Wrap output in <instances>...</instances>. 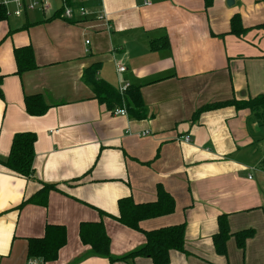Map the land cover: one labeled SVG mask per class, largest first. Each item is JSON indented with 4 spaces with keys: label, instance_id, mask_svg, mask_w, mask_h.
<instances>
[{
    "label": "crops",
    "instance_id": "0c3cea01",
    "mask_svg": "<svg viewBox=\"0 0 264 264\" xmlns=\"http://www.w3.org/2000/svg\"><path fill=\"white\" fill-rule=\"evenodd\" d=\"M69 2L88 16L65 19L63 0L14 15L10 1L0 20V264H153L93 253L78 232L81 223L103 224L114 258L141 247L143 234L111 216L120 198L154 201L158 185L174 210L140 225L184 224L185 251H171L168 264H264V123L233 106L194 115L204 104L264 94V0ZM101 9L109 30L95 18ZM235 13L248 28L239 37L228 33ZM159 38L168 45L151 49ZM27 45L36 66L17 74L13 50ZM94 79L120 94L138 85L145 116L124 104L126 115L112 114L95 97ZM31 94L48 105L43 114L26 112ZM18 132L36 135L30 176L4 165ZM43 183L54 189L29 201ZM221 215L232 234L253 230L243 248L230 235L226 252L216 253ZM48 224L66 229L56 257L28 256V240Z\"/></svg>",
    "mask_w": 264,
    "mask_h": 264
},
{
    "label": "trees",
    "instance_id": "16d2710c",
    "mask_svg": "<svg viewBox=\"0 0 264 264\" xmlns=\"http://www.w3.org/2000/svg\"><path fill=\"white\" fill-rule=\"evenodd\" d=\"M66 1L68 5H71L69 0ZM203 1L205 7H208L213 0ZM72 6L78 5L74 4ZM5 17V7L4 5H0V20L5 19ZM229 26L228 33L237 37L243 35L248 29L242 25L240 15L237 13L233 14L230 18ZM258 26H264V23ZM161 40V38L150 40V48H163L168 45L167 42L161 43ZM13 52L16 65L15 72L17 74L36 66L33 49L30 45L16 47ZM93 73L94 71L91 69L92 76L94 75ZM1 82L2 76L0 75V98L3 97ZM92 89L95 97L100 102L105 103L110 109L120 107L124 104L127 111L133 117L143 118L146 114L138 85H128L122 91L123 94H120L117 89L108 85L106 82L94 79ZM24 106L26 112L30 115H41L48 108L41 94L24 95ZM223 106H233L236 109L247 108L259 122L264 123V94H257L247 98L231 97L225 101L204 104L196 109L194 115L196 116L204 110ZM35 140L36 135L32 132L15 133L11 140L7 160L4 162L5 167L16 174L30 176L33 170L32 161ZM50 189H54V186L43 183L39 191L29 201H41L42 199L39 197H42V195L45 196ZM174 207L175 204L172 195L160 185L157 186L156 198L152 202L138 203L130 196L120 198L118 200V212L111 217L126 227L140 231L144 236V242L141 247L121 257L114 258L110 256V238L103 224L100 222L81 223L78 232L79 237L84 244L90 246L93 253L107 255L111 260H122L127 257L141 255L149 257L153 264H168L171 251H185L184 224H172L146 229L142 228L140 223L149 218L169 214L174 210ZM252 231V229H245L232 234L227 225L226 215L219 216L218 230L212 236L216 253L224 254L226 252V241L230 235H234L236 245L239 248H243L245 240L253 235ZM65 238L66 229L64 226L48 224L45 226L42 237L28 240V256L41 257L44 260L54 259L58 249L64 244Z\"/></svg>",
    "mask_w": 264,
    "mask_h": 264
},
{
    "label": "built area",
    "instance_id": "2783aa9c",
    "mask_svg": "<svg viewBox=\"0 0 264 264\" xmlns=\"http://www.w3.org/2000/svg\"><path fill=\"white\" fill-rule=\"evenodd\" d=\"M13 2L17 6V9L14 10V15H19L22 11L27 9H39V10H45L48 8V0H3L2 4L5 6L8 2ZM99 2L100 0H96ZM8 15L9 13L6 12ZM79 15L80 18H86L88 16V11L83 6H79L78 8L73 7L71 5H68L66 3V0H63V6H62V16L66 19H75V16ZM98 21L102 22L104 29L109 30L110 24L108 21V18L105 14V12L101 9L97 11L96 17ZM89 40H86V43H88ZM124 70L123 66H117V71ZM128 84H125L124 86L120 87V91L122 92ZM112 114L114 115H126V109L124 107H116L111 110ZM146 132L143 133L145 135ZM182 140L184 141H190V137L188 135H183ZM262 151L264 152V147L262 148ZM28 264H40L38 261L31 260L28 262Z\"/></svg>",
    "mask_w": 264,
    "mask_h": 264
},
{
    "label": "water",
    "instance_id": "95a60500",
    "mask_svg": "<svg viewBox=\"0 0 264 264\" xmlns=\"http://www.w3.org/2000/svg\"><path fill=\"white\" fill-rule=\"evenodd\" d=\"M232 2V0H227V4H230Z\"/></svg>",
    "mask_w": 264,
    "mask_h": 264
},
{
    "label": "rangeland",
    "instance_id": "374dc122",
    "mask_svg": "<svg viewBox=\"0 0 264 264\" xmlns=\"http://www.w3.org/2000/svg\"><path fill=\"white\" fill-rule=\"evenodd\" d=\"M259 28H264V26H260ZM262 143H263V141H262Z\"/></svg>",
    "mask_w": 264,
    "mask_h": 264
}]
</instances>
